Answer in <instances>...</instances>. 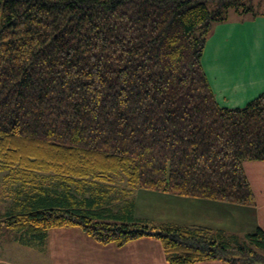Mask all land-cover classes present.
<instances>
[{
    "label": "trees",
    "instance_id": "16d2710c",
    "mask_svg": "<svg viewBox=\"0 0 264 264\" xmlns=\"http://www.w3.org/2000/svg\"><path fill=\"white\" fill-rule=\"evenodd\" d=\"M252 1L0 0V236L42 249L75 228L101 245L154 238L167 264H264L260 228L240 241L135 218L127 200L255 205L243 163L264 161V94L221 107L201 64L214 25L256 17Z\"/></svg>",
    "mask_w": 264,
    "mask_h": 264
},
{
    "label": "crops",
    "instance_id": "0c3cea01",
    "mask_svg": "<svg viewBox=\"0 0 264 264\" xmlns=\"http://www.w3.org/2000/svg\"><path fill=\"white\" fill-rule=\"evenodd\" d=\"M262 1L264 0L252 1L258 12L256 17H253L251 13L238 14L231 11L226 22L214 25L206 41L201 64L215 99L221 107L241 108L264 94V55L260 53L250 55L245 52L247 43L249 45L250 41H252L251 50L258 46L261 49L264 46L262 43L264 13L258 10L261 5H264ZM247 163H251L248 164L250 166L254 163L257 168L264 169V161H247L243 163L244 171ZM248 181L252 188L249 178ZM252 191L255 196L254 206L182 197L145 189H136L130 195L135 218L163 224L200 226L219 231L226 237L244 238V235L257 228L264 230V203L259 202L253 188ZM206 222L214 224L215 227H209L210 225ZM79 232H74L71 238L81 237L82 242H91L84 234L77 235ZM132 243L145 245L147 252L138 253L139 249L132 247L130 245ZM79 247L82 251L87 249L94 251L96 255L99 252L105 254L113 251L112 246L93 244V242L90 248L82 244ZM97 248L100 250L96 251ZM118 250L126 251L125 256L123 258L118 255L114 264H126L128 251L131 256L135 253L136 256L151 255L153 264H167L160 242L151 237L133 240ZM118 250L115 251L118 252ZM102 256L99 257L100 264ZM195 264L227 263L220 260H206Z\"/></svg>",
    "mask_w": 264,
    "mask_h": 264
},
{
    "label": "rangeland",
    "instance_id": "374dc122",
    "mask_svg": "<svg viewBox=\"0 0 264 264\" xmlns=\"http://www.w3.org/2000/svg\"><path fill=\"white\" fill-rule=\"evenodd\" d=\"M262 4H264V1H262ZM258 10L260 13H264V5H261ZM251 43L252 41H250L249 45L247 43V48L245 50L246 53H249L250 55L260 53L261 55H264V46H262L261 49L258 48V46L256 49L251 50ZM262 43H264V41H262ZM248 164L251 163H247L246 165V175L252 183V188L258 196L259 202L264 203V169L257 168L254 166V163H252V166ZM3 182L2 174H0V215L3 214L5 209L12 204L10 191L6 188L5 183ZM118 185L120 187H126L123 180H120ZM123 200L125 203V199ZM127 200H132L131 195L127 197ZM112 206L116 207V205ZM206 223L210 225L209 227H215L214 224L209 222ZM79 231L75 228L52 229L49 231L48 238L46 243L43 244L42 249L22 245L12 238L13 235L11 233L2 232L0 236V264H100L99 257L102 255L101 264H114L118 255L124 258V252L126 251H119L118 248L121 247H117L115 244L107 245L112 246L113 251L105 254L99 252L98 255H96V252L89 249L83 251L80 250L79 246L81 244L86 248H90L91 242H93V244L98 243L94 242L91 238H89L91 242H82L81 237H76L77 239L71 238L75 234L74 232ZM82 234V232H79L77 235ZM239 238L240 241L243 239L242 237ZM130 245L139 249L137 251L138 253L147 252L145 245L139 243H132ZM98 250H100V248L96 249V251ZM115 250H118V252ZM115 255L117 256L113 257ZM152 257L155 258V256ZM126 264L153 263L151 255L136 256L135 253L131 256L130 251H128Z\"/></svg>",
    "mask_w": 264,
    "mask_h": 264
}]
</instances>
